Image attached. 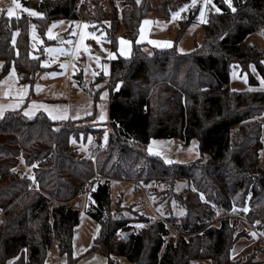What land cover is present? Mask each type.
<instances>
[{
  "label": "trees",
  "instance_id": "16d2710c",
  "mask_svg": "<svg viewBox=\"0 0 264 264\" xmlns=\"http://www.w3.org/2000/svg\"><path fill=\"white\" fill-rule=\"evenodd\" d=\"M107 1L110 14L102 0L87 4L22 0L44 16L0 15V76L15 65L23 81H32L41 68L39 59L30 55L31 22L43 32L53 19H82L91 30L105 31L113 51L123 29L132 42L130 55L110 61L112 130L108 144L104 148L97 144L89 157L71 144L73 136L88 133L71 120L56 122L44 112L30 117L22 111H9L0 118V264H46L54 241L67 257L60 264H77L73 256L74 228L81 212L77 197L90 181L94 188L89 190L92 203L87 211L101 226L99 244L105 248L107 264H119L112 255L134 264H193L197 259L210 264H259L257 251L247 259L231 258L232 247L248 231H239L238 218L231 219L228 213L234 205L247 208L248 222L264 233L260 160L264 90H234L229 82L234 63L254 64L264 78V48L250 39L257 31L264 35V0H233L235 13L223 0H214L221 13H207L202 43L184 53L175 45L149 52L138 41L151 0ZM190 3L163 0L158 7L169 18ZM188 10L177 39L198 13L197 6ZM101 128L96 130L102 132ZM152 138H178L185 143L196 138L200 156L193 162L166 163L146 151ZM113 180L160 185L167 193H178L187 214L151 221L148 216L129 218L118 209L115 213L111 211ZM180 180L188 185L177 192ZM118 202L121 206L123 200ZM135 221L143 227L133 225Z\"/></svg>",
  "mask_w": 264,
  "mask_h": 264
},
{
  "label": "rangeland",
  "instance_id": "374dc122",
  "mask_svg": "<svg viewBox=\"0 0 264 264\" xmlns=\"http://www.w3.org/2000/svg\"><path fill=\"white\" fill-rule=\"evenodd\" d=\"M83 1L85 4L88 2V0ZM162 1L163 0H151V8L141 22V24H143L141 30L143 29V31L140 33V38L143 39V41L140 42L145 45L143 48L151 52L153 47H158L156 44L151 43V41L171 42V45H175L179 52L184 53L193 50L197 45L201 44L204 38V22L199 19V11L202 7L203 0H198L196 4L198 13L196 14L194 21L188 26L185 33L179 39H177V36L179 27L181 25L180 21L187 17L189 10L187 9L181 12L176 18H173V14L169 18H165L162 9L158 7ZM102 2L104 8L109 12V14L112 13L110 12L112 9L110 3L107 0H102ZM20 3L22 7L15 8L13 0H0V15H7V9L14 8L16 15L13 17L22 16L25 14L30 19H36L42 18L44 16L43 12L33 7L26 6L22 0H20ZM115 4L120 10V2L116 1ZM23 8L33 9L36 12L42 13L43 16H32L24 12ZM209 11H214L211 10V6H209L208 10H206L205 19ZM118 13L121 15L120 11ZM145 21H148L149 23H145ZM54 24L55 27H53ZM107 24H109V22H107ZM33 25H35V28H33ZM84 25H88V27L85 28ZM50 28L53 34L52 39H49L47 34ZM123 31L120 32L119 45L117 49L113 51L110 48L105 31H99L98 29L91 30L89 24L82 19H53L46 26L43 32H40L36 24L31 22L29 27L30 55L39 59L41 68L37 71L32 81H23L21 80L16 66L12 65L5 75L0 76V81L3 82L0 83V97H35V99L40 102L39 104L46 106V103H49V105L51 104L54 107L56 106V102H63L68 98V96H95L96 94H99L101 99L104 93H108L107 83L109 81L108 77L110 74L111 59L117 55L126 56L122 53L121 49L127 52L128 55H130L132 51V45L121 44L120 42L123 37L129 39V36H127ZM250 39L259 47L264 48V35L260 31L251 34ZM69 41L71 43H69ZM47 48L63 49V51L49 53L46 51ZM61 53H66L67 56H61ZM69 56L71 58H69ZM102 66H106L107 75H105V67ZM13 68L15 69V75L10 77L9 73ZM93 73H96V75H93ZM249 75L256 79V84H251ZM245 76L246 79L243 78ZM262 78L263 77L257 71L254 64H247L243 66L239 63H234L231 66L229 87L234 90H264V84L261 83ZM21 92H23V95H20ZM103 102L104 100H102V102H98V110L100 114H102L104 111L102 110L103 108H101ZM26 105L27 104L25 103L22 106L19 104L17 110L21 109L22 107H26ZM261 121L262 148L260 150V160L261 163L264 164V114L261 116ZM74 125L77 128L79 127V130L88 132L87 134L82 132L78 137L73 136L71 138V144L77 147L79 154H82L84 157H89L92 153H95V144L105 145L109 141L108 135L107 139H105V134H107L106 131L102 134L101 130H96V127H93L91 124L80 121ZM100 126L103 127V125H99L97 127L100 128ZM110 130H112V127ZM73 140L76 142L73 143ZM97 141L99 142L97 143ZM181 142L185 145L190 143V141L188 143L183 141ZM195 160H197V157L188 162H193ZM114 183L115 184L111 186V211L115 213L116 209H118V211H122L123 214L129 216V218L138 220L148 216L147 218H150L151 221H154L158 217L167 218V216L178 219V217H183L184 214H187L185 211L186 206L182 205V200L178 199L179 194L175 192L167 193V189H164L160 185H154L152 183V186L147 185L145 189H141L139 191L140 195H137V198L133 199L130 195V191H135V186L133 184L123 181H115ZM187 185V180H180L175 186L176 191L180 192ZM92 188L94 187H91V189L86 187L83 191L84 194H80L77 197L80 202V204L77 206L80 208L82 213L79 226L76 228V246L73 252V256H75L77 264H106L108 262L107 255L103 253L105 248L101 243L99 244L102 234L101 226L97 221H94V219L87 217L86 215L88 214L87 210L92 203V200L89 196V190H92ZM141 196L142 198L140 199L139 197ZM121 199L126 204L128 202L127 206L123 205V202L121 206H119L120 203L118 201ZM155 203L159 204L160 206L162 205L163 207H161L163 211L158 207L159 205H156ZM156 210L160 212V214H157L158 212ZM162 212L163 214H161ZM1 214L2 211H0V216ZM240 219L243 220V222H245L247 225L248 223L251 224L242 218ZM133 225L140 226L141 223L135 221L133 222ZM252 227L253 229H256L254 234L255 244H252V241L250 240L251 236L249 231H243L239 238L240 240L238 239L239 242H236L237 244L235 243L236 245L234 244L232 247L231 258L244 259L245 257L247 259L248 255L246 254L248 253L250 247L251 249L253 248L257 251L258 248L260 249L264 246V233L259 229L257 230L256 227ZM238 230L240 231L244 229L238 228ZM167 240L168 238L165 240V242ZM54 242L46 258L50 264L56 263L55 259L58 257L59 252L58 242V247L54 246ZM59 255L61 254L59 253ZM112 256L119 264H134L128 261L126 257H119L116 255ZM197 262L200 264H206V261L202 259L199 261L197 260L193 264H197Z\"/></svg>",
  "mask_w": 264,
  "mask_h": 264
},
{
  "label": "crops",
  "instance_id": "0c3cea01",
  "mask_svg": "<svg viewBox=\"0 0 264 264\" xmlns=\"http://www.w3.org/2000/svg\"><path fill=\"white\" fill-rule=\"evenodd\" d=\"M142 25L143 24H141L140 29H139L138 41H143V39L140 38ZM123 40L128 41L129 42L128 44L132 45L130 38L128 39V38L123 37ZM102 100H104L102 107H101V108H103L102 110H104L102 114L104 115V113H105V119H103V120L100 119L101 114L98 110V108H99L98 102H102ZM24 103L27 104L26 107H22L21 109L17 110L19 104H20V106H22ZM39 103L40 102H38L35 99V97H29V96H26V98H24L23 96H21V97H17V96L0 97V107L3 108V115L0 116V118H2L9 111H22L24 114L26 112H31L32 115H30V117L35 116L39 112H44L45 114H47L49 116L48 113H49V111H51L53 113V115H67V117H68L67 119L53 120L49 116V118L51 120L56 121V122H63V121L71 120L75 123H79L81 121L83 123L91 124L93 127H96L95 129H98L97 126L103 125V127L101 128L102 134L106 131V133L108 135V139H109V135L111 132V130H110L111 129L110 114H109V103H110L109 102V93H107L106 97H104L103 99H100L99 94L98 95L96 94L95 96H92V95L68 96V98L65 99L63 102H60V103L56 102L55 107L52 106L51 104L49 105V103H46L47 104L46 106L43 104H39ZM27 116H29V115H27ZM152 141L157 142V144L153 146L155 155H158L159 157H161L165 161L171 160L172 162L186 163V162L191 161V160L195 159L196 157L198 158L200 156L199 141L197 139H192L189 144L185 145L178 138H152V139H150V141L146 145L147 151H148V147L152 143ZM193 142H195V145L193 144ZM107 144H105V145L100 144L99 146H101V148H103ZM96 147H97V145H96ZM96 147H94V148H96ZM197 153H198V155H197ZM151 154H153V153H151ZM115 181L120 182L122 180H113L111 186L113 184H115L114 183ZM123 182L131 183L135 186V191L134 192L130 191V195L133 199H136L137 195L138 196L140 195L139 191L141 189H145V187H147V185H143L140 182H135V181H123ZM139 198L141 199L142 196ZM156 203H157V201H156ZM79 204H80V202H79ZM127 204H128V202H127ZM127 204L125 202H123V205L127 206ZM156 205H159V204H156ZM161 206L159 205L158 207L161 208V210H162L163 206L162 207ZM81 214L82 213L80 212V220H81ZM157 214H160V212H158ZM161 214H163V212ZM86 215H87V217H90L88 214H86ZM78 226H79V224L74 229V236H73L74 250H75V246H76V228ZM237 227L239 229H245V230L249 231V234L251 236L250 240L252 241V244H255L254 234L256 232V229H253L252 224L248 223V225H247L245 222H243V220H241L239 218L237 220ZM239 240L237 241V243L239 242ZM54 246L58 247L57 241L54 242ZM253 250L254 249L253 248L251 249V247H250V249L246 255L256 251V250H254V251ZM56 255H57V248H56ZM233 259H238V258H233ZM256 259L260 260L259 264H264V246L261 247L260 249L259 248L257 249ZM197 260L199 261L200 259H197ZM197 260H195L193 263H195ZM202 260H205L206 264H209V260H207V259H202ZM65 261H66V256L65 255H59V252H58V257L55 259L56 263H54V264L63 263ZM46 264H50V263L46 260ZM197 264H200V263L197 262Z\"/></svg>",
  "mask_w": 264,
  "mask_h": 264
},
{
  "label": "snow or ice",
  "instance_id": "6c2138e0",
  "mask_svg": "<svg viewBox=\"0 0 264 264\" xmlns=\"http://www.w3.org/2000/svg\"><path fill=\"white\" fill-rule=\"evenodd\" d=\"M197 2H198V0H191V3L190 4H185L177 12L173 13V18L178 17L181 12L187 10L188 8L196 6ZM223 3L225 5H227L228 8L233 13H235L237 11V9L233 6V0H223ZM13 4L15 5V8H21L22 7V5L20 3V0H13ZM209 6H211V10H214L215 13H221V11H222L221 8L216 5V3L214 2V0H203L202 7L200 8V11H199V19L202 22H204V23H207L208 22L205 19V15H206V10L209 9ZM23 11L26 12V13H28V14H30V15H32V16H43L42 13L36 12L35 10L30 9V8H23ZM14 15H16L15 9L14 8H8L7 9V16L8 17H13ZM17 18H19V17H17ZM145 23H149V22L148 21H145ZM53 27H55V24L53 25ZM84 27L87 28L88 25H84ZM33 28H35V25H33ZM141 31H143V29ZM47 34H48L49 39H52L53 38V34H52L51 28L49 29V31H48ZM120 42H121V44H128L129 43L128 41H125L123 39H121ZM13 43H15V40H13ZM69 43H71V42L69 41ZM151 43L156 44L157 46H160V47H169V46H171V42L151 41ZM46 51L49 52V53H53V52L63 51V49L47 48ZM121 51H122V53L124 55H126V56L128 55V53L125 52L123 49H121ZM102 67H105V75H107L106 66H102ZM234 67H236V66H234ZM253 70H254V67H253ZM14 75H15V69L13 68L12 71L9 73V76L11 77V76H14ZM93 75H96V73H93ZM234 75H235V73H234ZM243 78L246 79V76L243 77ZM0 83H3V82L0 81ZM121 83H123V82H121ZM261 83L264 84V78L261 79ZM119 87H120V84H117L116 85L117 90L119 89ZM20 95H23V92H21ZM106 95H107V93H104V95L101 97V99H103L104 96H106ZM25 114L26 115H29V116L32 115L31 112H26ZM48 114H49V116L53 120H57V119H67L68 118L67 115H53V113L51 111H49ZM2 115H3V108L0 107V116H2ZM100 119L101 120L105 119V116L103 114H101ZM105 139H107V134H105ZM75 142L76 141L73 140V143H75ZM156 144H157L156 141H152V143L148 147L149 153L155 154L154 153V147L153 146L156 145ZM193 144L195 145V142H193ZM197 155H198V153H197ZM166 163H169L170 164V163H172V161L171 160H166ZM33 167H35V165H33ZM32 179L34 180L35 177H32ZM37 187H38V185H37ZM244 210L247 211L248 209L245 208ZM181 214H183V213H181ZM140 227H143V225H140ZM9 264H12V262H9Z\"/></svg>",
  "mask_w": 264,
  "mask_h": 264
},
{
  "label": "built area",
  "instance_id": "2783aa9c",
  "mask_svg": "<svg viewBox=\"0 0 264 264\" xmlns=\"http://www.w3.org/2000/svg\"><path fill=\"white\" fill-rule=\"evenodd\" d=\"M61 56H64V57H66L67 55H66V53H61ZM69 58H71L70 56H69ZM91 158H95V156L94 155H92L91 156ZM37 183H34V187L35 188H37ZM90 186V187H89ZM91 187H94V184L90 181L89 183H88V187L87 188H89V189H91ZM93 189V188H92ZM228 217L229 218H231V219H233V218H242V219H244V220H246V221H248V219H247V215H246V211L244 210V209H242V208H240V207H238V206H233V208L231 209V211L228 213ZM160 218H162V219H164V220H166L165 218H163V217H160ZM169 223V222H168ZM170 224V223H169ZM173 227V226H172ZM178 229H176V231H177ZM167 239V238H166ZM165 239V240H166Z\"/></svg>",
  "mask_w": 264,
  "mask_h": 264
},
{
  "label": "water",
  "instance_id": "95a60500",
  "mask_svg": "<svg viewBox=\"0 0 264 264\" xmlns=\"http://www.w3.org/2000/svg\"><path fill=\"white\" fill-rule=\"evenodd\" d=\"M94 147H96V144H95V146ZM127 232H124V234H126Z\"/></svg>",
  "mask_w": 264,
  "mask_h": 264
}]
</instances>
